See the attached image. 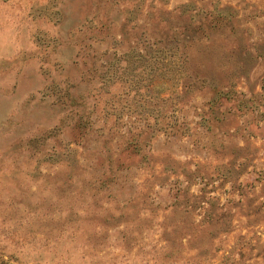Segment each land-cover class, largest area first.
I'll return each instance as SVG.
<instances>
[{
	"label": "rangeland",
	"instance_id": "obj_1",
	"mask_svg": "<svg viewBox=\"0 0 264 264\" xmlns=\"http://www.w3.org/2000/svg\"><path fill=\"white\" fill-rule=\"evenodd\" d=\"M0 264H264V0H0Z\"/></svg>",
	"mask_w": 264,
	"mask_h": 264
}]
</instances>
